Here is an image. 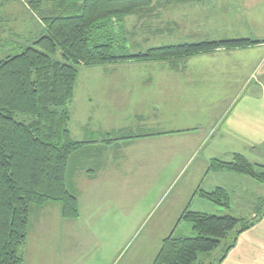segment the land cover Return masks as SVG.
Here are the masks:
<instances>
[{"label": "rangeland", "instance_id": "1", "mask_svg": "<svg viewBox=\"0 0 264 264\" xmlns=\"http://www.w3.org/2000/svg\"><path fill=\"white\" fill-rule=\"evenodd\" d=\"M27 1L0 0V34L10 42L21 41L18 45L31 43L44 31L39 13L33 12ZM239 8L240 0H155L153 9L148 14L131 15L123 21L125 29L130 33L134 32L133 36L129 33V50L138 52L151 45L233 39L252 35L257 30L245 27L241 23L242 15ZM249 37L256 39L253 36ZM18 50L20 49L17 46L9 47L2 54L5 56ZM215 52L221 55H236H232L230 61L210 57L200 59V68L206 69L205 76L200 78L201 86L192 90L189 85H185L178 94L175 92L174 96H185V89L189 90L187 93L190 96L201 88L206 89L210 84L207 77L219 75L213 71L215 65L230 64L233 72V67L253 64L249 55L256 53L253 48L235 51L220 49ZM238 54L248 55L247 60H240L239 58L243 57ZM113 66L118 70L136 72L139 75L134 77L136 80H143L145 70L152 68L143 63H131L107 64L81 70L74 100L69 104L73 115L71 129L75 139L94 141L90 147L93 149V145H102L97 131L103 132L106 127H111L106 125H111L107 121L112 119L113 111L107 110L109 120L102 116L98 117L96 114L98 102H89L87 95L93 94L97 97L98 85L102 82L107 80L110 81L109 84L118 82L108 74ZM154 68L165 69L167 66L159 65ZM208 69L212 71L208 72ZM231 75L235 76L238 73ZM122 79L121 77L119 80ZM206 84L208 86H203ZM183 107L184 103L177 99L169 105L166 104L165 112L169 118L178 112L179 117ZM88 115L91 119L87 118ZM112 125L116 128L114 124ZM218 126L221 127L216 134L202 140L200 144L193 139H181L182 137L173 135L155 140L137 141L134 138L132 144L127 140L108 153L90 151L81 158L76 165L77 168H73L71 163L72 167L68 170V185L82 203L81 217L67 220L65 223L57 209L60 204L56 202L39 211L35 217L41 218L34 219L33 225L34 232H38L37 241L40 244L33 250L31 243L30 250L34 251L31 261L36 264H121L120 260L132 243L129 242L130 237L121 233L124 230L128 231L130 227L135 228L134 234L138 231V234L142 232L143 235H148L145 237L147 242L150 237L153 239L156 237L153 234L157 227L161 226L162 230H166L170 223L169 219L175 216L177 209L181 208V203L187 204L192 199L195 187L200 185L198 176L205 170L204 165L210 158L229 160L234 152H241L253 163L264 165V140H248L233 132L223 134L224 131L220 132L222 123L218 124L216 129ZM91 131H96L95 135H91ZM123 134L129 133L117 131L113 135L118 137ZM135 134L137 132H132V135ZM96 166L99 167L96 169V175L90 174L91 168L95 169ZM82 174L86 175L84 181H81ZM232 176L228 182V191L231 194V205L228 210L199 195L194 204H191L193 206L190 210L201 209L200 211L216 215H223L226 212L240 215L246 211L247 200H250V195L253 194L251 192L264 195V182L254 181L247 175L246 178L253 181L245 179L242 177L244 174ZM235 176L241 177L235 179ZM209 182L213 183L211 177L205 186L201 187L207 189ZM215 209L223 210L224 213L217 210L214 212ZM182 222L180 228L183 230L187 229V224H192L186 220ZM123 245L125 250L119 260L109 261L112 252ZM103 256H106L105 259Z\"/></svg>", "mask_w": 264, "mask_h": 264}, {"label": "trees", "instance_id": "2", "mask_svg": "<svg viewBox=\"0 0 264 264\" xmlns=\"http://www.w3.org/2000/svg\"><path fill=\"white\" fill-rule=\"evenodd\" d=\"M154 1L28 0L30 9L41 17L42 35L18 45L21 41L10 42L0 34V264L25 263L34 209L56 202L64 219L81 217L80 201L69 189L68 170L77 168L94 142L75 139L71 129L69 104L83 68L175 61L264 42L241 37L151 45L130 52V31L123 21L131 15L148 14ZM16 46L17 52L2 54ZM221 170L264 182V165L253 163L241 152H234L229 160L212 158L206 173ZM196 194L226 208L231 205V194L224 187L209 191L199 186ZM263 209L262 201L249 219L190 210L187 205L180 220L191 222L195 235L165 237L152 264H221L223 258L208 261V256L224 241L252 227Z\"/></svg>", "mask_w": 264, "mask_h": 264}, {"label": "crops", "instance_id": "3", "mask_svg": "<svg viewBox=\"0 0 264 264\" xmlns=\"http://www.w3.org/2000/svg\"><path fill=\"white\" fill-rule=\"evenodd\" d=\"M239 9L242 15L241 23L245 25V27L257 30L249 36L264 40V0H240ZM249 36L245 35L246 38H250ZM251 48L256 51V53L249 55L253 64L249 66L246 64H244V66L240 65L239 68L233 67V72L230 64L215 65L213 71L217 72L219 75H214L212 77L208 76L207 78L210 82V84H208L209 86L207 84L203 85L208 87L206 89L201 88L191 96L187 93L189 92L187 89H185L186 92H184V94L186 95L183 97L174 96V93L176 92V94H178L185 85H189L192 90L194 87L201 86L199 84L200 78L205 76L206 69L203 70L204 68H200V59L210 57L230 61L232 55L236 54L221 55L214 51L175 61L143 63L146 66L152 67L150 70H145L144 75H142L143 80L134 79V77H139L136 72L131 73L129 71L118 70V68L113 66V69L108 72V74L109 76H113L114 80L118 82L114 84H109L110 81L108 80L104 83L102 82L98 85L97 97L93 94L87 95L89 102H98L96 104V114L98 117L102 116L106 120H109V112H107V110L110 109L113 111L111 115L112 119L107 121V123L111 125H106L111 127H106V131L103 130V132L97 131L100 135L99 137H101L100 141L102 145H93L94 149L91 148L88 153L93 150L101 154L104 152L108 153L111 152L114 147L127 140H129L131 144L133 143L132 140L134 138L120 139L122 136H139L135 138L138 141L162 139L168 137L167 135H173L182 137L181 139H193L197 144H200L202 140H206L215 135L217 130L221 127L218 126L216 129V126L221 123L222 128L220 132L224 131L223 134L233 132V134L241 135L240 137H244L248 140H264V42L246 49ZM238 55L243 57L239 58L240 60H247L248 55ZM131 63L136 62L129 61L117 64ZM159 65L162 67L167 66V68H154ZM211 71L212 69H208V72ZM231 73H238V75L232 76ZM121 77L123 79L119 80ZM178 78H180V80H178ZM177 99L184 103V107L179 113V117L177 112L173 114L172 118H169L168 114L165 112V106L167 103L169 105L170 102ZM109 100L112 101L110 102ZM116 109H121V111H117ZM87 118L91 119V116L88 115ZM112 124H114L116 128H114ZM117 131L119 133L123 132L129 134L115 137L113 134ZM132 132H137V134L132 135ZM91 133V135H95L96 131H91ZM151 134L154 135L143 137L144 135ZM116 142L119 143L115 144ZM127 147L129 148L130 144H128ZM211 159L212 158H210V160ZM209 162L204 165L205 170L198 176L200 185L195 187L192 199L187 204L181 203V208L177 209L175 216L169 219L170 223L166 230H162L161 226L157 227L156 232L159 233L156 234L155 232L153 235L156 237L154 239L150 237L147 242L145 237L148 235H143L142 232L138 234V231L134 234L135 228L130 227L128 231L124 230V232L121 233L127 235L128 238L130 237V243L132 241L128 251L125 252L120 260L121 264H152L161 247V242L165 237L169 235H195L193 224H187L188 226L185 230L180 228L182 225L181 223H183L182 220H180L181 212L187 205L191 208V206H193L191 204H194L198 196L197 194L195 195V190H197L199 186H205L209 177H211L213 183L209 182L206 190L211 191L217 187H224L228 190V182L233 177L232 175L240 174L234 171L230 172L229 170L206 173ZM98 168L97 166L95 169L91 168L90 174L96 175V169ZM82 173H84V171ZM239 177L241 176H235V179H239ZM242 177L251 180L250 178H246L247 176L245 175ZM81 178V181H84L86 175L82 174ZM216 178H219V180ZM251 193L253 194L250 195L251 199L247 200L246 211L240 215H233L249 219L254 218L255 207L259 202H264V195L256 192ZM80 207L82 210L81 202ZM44 208L34 210V212H36L33 213L34 215L31 217L28 241L25 247L24 264H36L31 261L34 251L30 250V245L32 243V249L35 250L40 244L39 241H37L38 232H34L33 224L35 223L34 219L38 220L41 218V216H38V218L35 216ZM57 209L60 212V216H62L61 205L57 207ZM194 210L200 211L201 209ZM216 210L219 213H224V211L220 209H215L214 212H216ZM225 214L231 213L226 212ZM61 219L67 222V220ZM33 232L35 237L33 236ZM231 245H233V247H229ZM124 246L125 245L118 247L116 251H113L109 261H118L125 250L123 249L125 248ZM30 251L32 252L30 253ZM105 257L106 256H103V259H105ZM207 259L208 261H218L222 259L221 264H264V209L261 218L258 219L252 227L242 231L235 238L233 237V239L231 238L224 241L221 247L212 255L208 256Z\"/></svg>", "mask_w": 264, "mask_h": 264}]
</instances>
